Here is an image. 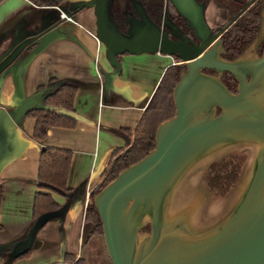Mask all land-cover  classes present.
Masks as SVG:
<instances>
[{
	"label": "water",
	"instance_id": "95a60500",
	"mask_svg": "<svg viewBox=\"0 0 264 264\" xmlns=\"http://www.w3.org/2000/svg\"><path fill=\"white\" fill-rule=\"evenodd\" d=\"M108 1L89 0L67 14L57 7L59 18L63 19L64 14L71 19L77 11L93 8L95 38L114 75L121 73L118 57L126 54L161 53L176 57L179 62L175 65L184 68L173 89L174 116L158 125L154 149L121 171L88 201L99 216L110 263L264 264V54L247 57V48L234 61L222 59L221 41L209 38L211 31L204 19L203 5L195 0L170 1L193 30L200 41L198 45L185 46L183 41L169 39L167 31H173L174 25L166 18L159 36L140 29V33L133 31L125 38L110 29ZM262 32L263 19L257 39L248 50L258 45ZM43 41L42 36L34 35L27 41L13 43L0 60V75L23 48L36 45L22 61V65L28 63ZM205 70H212L217 76L203 73ZM223 73L236 80L235 93L221 82ZM27 107V103L16 107L13 125L24 117ZM249 145L255 149L253 161L243 168V174L222 198H232L230 203L213 210L207 204L209 198L206 200L213 193L203 181L205 197L199 195L177 209L175 204L183 198L180 192L188 189L191 170L218 162L207 159L219 149H243ZM197 198L201 206L200 212H195L200 218L206 217L209 225L198 227L194 223L192 202ZM57 217L59 213L41 215L10 249L8 262L29 252L37 233ZM146 225L149 233L142 232Z\"/></svg>",
	"mask_w": 264,
	"mask_h": 264
},
{
	"label": "crops",
	"instance_id": "0c3cea01",
	"mask_svg": "<svg viewBox=\"0 0 264 264\" xmlns=\"http://www.w3.org/2000/svg\"><path fill=\"white\" fill-rule=\"evenodd\" d=\"M7 1L8 7L4 8ZM10 1L0 2V10L7 9L0 14V60L15 41L24 42L34 35L42 36L44 41L28 63H18L17 56L0 75V224L5 238L0 240V247L3 252L21 241L33 224L31 209L38 192L35 181L42 149L71 152L67 177V187L71 190L68 197L45 191L65 207L60 219L49 221L37 233L28 256L5 263L2 252L0 264L67 263L70 257L75 260L81 257L86 193L94 189L108 156L127 146L116 131L135 127L163 71L177 62L161 53L126 54L130 60L125 55L118 57L124 75L120 81L131 83V91L127 93L118 85L122 72L114 75L103 47L95 39L93 8L78 11L66 21L59 18L57 7L39 8L27 0L13 4ZM87 1L76 0V3ZM71 3L73 0L66 1ZM141 55L152 56L155 61L150 69L142 64L145 69L142 73L135 61ZM165 60L169 61L165 63ZM155 67L157 76L152 77L151 70ZM50 79L77 86L72 113L76 126L71 130L50 128L44 140L35 142L34 120L24 116L13 125V113L20 104H28L36 89L47 85Z\"/></svg>",
	"mask_w": 264,
	"mask_h": 264
},
{
	"label": "trees",
	"instance_id": "16d2710c",
	"mask_svg": "<svg viewBox=\"0 0 264 264\" xmlns=\"http://www.w3.org/2000/svg\"><path fill=\"white\" fill-rule=\"evenodd\" d=\"M27 1L39 8H61L60 3L62 2V0ZM135 4L143 11V14L151 24L154 22L160 23L162 0H135ZM117 5L116 0H109L106 16L111 28L120 35L123 19L117 14V11H119ZM109 15L113 17L115 22L110 21ZM261 19H263L264 23V0L256 1L223 35L222 48L229 53L228 55L232 59L235 57L234 59L236 60L241 55L242 49L256 37ZM35 47L36 45H29V52ZM176 60L179 62L178 59ZM183 70L184 68L179 65L167 67L135 127L132 130L123 128L116 131L117 134H120L125 139L127 149L114 158L104 182L95 189L94 193L92 192L89 199H92L102 187L113 181L121 171L141 160L154 149L155 132L158 125L174 116L173 89ZM221 81L230 92H235L236 80L230 74H225ZM76 91L77 86L75 84L58 82L55 79H50L47 85L36 89L28 103V107L24 111L25 117L34 120L33 141L41 142L44 140L50 128L67 130L75 128L76 118L72 113L74 112L73 103ZM219 163H225L227 167H219L215 170L214 165L218 163L212 164L206 175V182L210 190L216 191L222 197L236 183L239 170L237 164L234 166L226 163V161ZM70 164V151L56 148H45L40 151L35 181L38 192L35 193L32 202V223L43 214H60L64 210L65 207L56 202L53 196L47 192L61 197L69 196L71 189L67 187V177ZM84 222L85 226L87 223H92L93 232L102 234L101 222L97 211L94 205L88 202ZM0 230H2L1 225ZM29 253L30 251L19 258L26 257ZM2 254L5 257V263H8V251H4ZM71 264L86 263L82 258H79Z\"/></svg>",
	"mask_w": 264,
	"mask_h": 264
},
{
	"label": "rangeland",
	"instance_id": "374dc122",
	"mask_svg": "<svg viewBox=\"0 0 264 264\" xmlns=\"http://www.w3.org/2000/svg\"><path fill=\"white\" fill-rule=\"evenodd\" d=\"M16 1L17 0H11L10 4L11 3L12 4L16 3ZM66 1H68V0H62V2L60 3L61 9L65 13L72 12V11L76 10L77 8H79V6L82 5V3H76V0H73V3H71V4H66ZM213 1L216 2L215 5H214V3H212L209 7H207L205 9L206 22L211 27H214L217 23L220 24L222 22V21L220 22L217 19L218 16L221 15L220 17H222V19L227 20L229 18L228 14H231V15L234 14L236 12V10L239 9L240 6H244V4H245V2L244 3L239 2L237 5L236 4H235V6L232 5V6H230L229 9H226L225 7H223L224 5H231V3L228 2L227 0H225V1L212 0V2ZM123 2H124V0H118V6L120 5V7H122ZM8 3L9 2L7 1V3L5 4L4 8L8 7ZM220 8H221L220 12H217L218 9H220ZM86 9H88V8H85L84 10H86ZM4 10L6 11L7 9L0 10V14ZM93 15H94V12H93ZM109 17H110V21L115 22L111 15H109ZM31 52H29L28 46L23 48L18 54V59H16L17 62L20 63L21 61H24L25 58H27L30 55ZM244 54H246L247 57L256 56V55L252 56L251 53H250V50H248V49L246 50V52ZM124 57H128V55H125ZM134 57H131V58H134ZM151 58H153V57L152 56H146V55L137 56L135 58L136 59L135 60L136 63H138V66H140V68H141V73L143 71H145V69H150L151 66H152V63H155V61H153ZM126 59L130 60L129 57L126 58ZM167 61H169V60H165V63ZM175 62H177L176 59H175ZM98 63L100 64V62H98ZM142 64L144 65L143 68L146 67L145 69H143L141 67ZM156 71H157V67H155L153 71L151 70V72H152L151 76L152 77H156L157 76V72ZM121 72H122L121 73V78L118 80V85L121 86L122 90H125L127 93H129V91H131L130 86H129L131 83H124V82L120 81L122 79V77L124 76L123 75V67H121ZM163 73H164V71H163ZM163 73H162V75H163ZM126 74H127V72H126ZM162 75H161V77H162ZM214 76H217V75L215 74ZM106 79L107 78L105 77V83L107 81ZM160 79H159V81H160ZM221 79H222V77H221ZM248 80H249V77H248ZM126 149H127V146L122 148V149H120V150L115 151L111 156H108V159L105 161V166L106 167H101V168H103V173L100 176L99 180L96 182V185H95L94 189L92 190L93 193H94L95 189L97 187H99L100 184L102 185V183L104 182V178L106 177L107 171H108V169L110 167V164L114 160V158L117 157L118 155L122 154L124 151H126ZM253 150L255 151V149L253 148L252 145L244 146L243 149H236L235 147L222 148V149L217 150L215 153H213V155L207 159V162H211V161L213 162V161L219 160L216 163H219V162H222V161H226V163L233 164L234 166H235V164H237V167H238V170H239L237 179H239V175L241 176L243 174V172L245 171V170L243 171V168L245 166L249 165L253 161V158H251ZM214 168H215V170H217L219 167H214ZM209 169H210V167H201V168H199V169H197L195 171L191 170V172L188 174V176L189 175L190 176L187 178L188 189H186L185 191H181L180 192V194L183 195V198H180L178 204H175L177 209H180L181 207H185V204H187L188 201L198 197L199 195H203V197H205V195L203 194L204 189H201V187L203 186L202 188H204V184L205 183L207 184L206 175H207ZM241 171H242V173H241ZM191 173H193V174H191ZM104 187H102L100 189V191ZM209 191L212 192L213 194L211 193L212 195L208 196L206 198V200L209 198V201H210L209 203L210 204L209 203H207V204L210 205L213 210H221L226 202L230 203L232 201V198H230V200L222 199L224 196L221 197L220 195H218V193L216 191L213 192L212 190H210V188H209ZM174 198H175V195H173L172 200ZM192 203H194V205H195L194 206L195 207L194 214H196L195 215L196 217L194 218V223H197L198 227L209 225L210 223H209V221L207 222L208 219L206 217L200 218L199 213H196L197 211L200 212L201 204H200L199 198L194 200ZM58 219H60V217H57L56 219H53V220H58ZM202 221H204V223ZM92 226H93L92 223H87L85 228H84L85 231L82 230V232H81V235H82V242L81 243L82 244L80 245V250H79V253L81 254L80 258H82L85 261L86 264H111L109 259H108L105 247H104L102 234H99L97 232L94 233L93 230H92L93 229ZM149 230H150L149 225H146L143 228L142 232L143 233H149ZM2 232L3 231L0 230V240H2V239L5 240L4 236H2V234H1ZM12 242L13 241H11V243ZM13 246H9L10 249ZM32 251H33V249H32ZM73 261H75V258L71 257V258H69L66 261L67 262L66 264H71V263H73Z\"/></svg>",
	"mask_w": 264,
	"mask_h": 264
},
{
	"label": "flooded vegetation",
	"instance_id": "af4514ba",
	"mask_svg": "<svg viewBox=\"0 0 264 264\" xmlns=\"http://www.w3.org/2000/svg\"><path fill=\"white\" fill-rule=\"evenodd\" d=\"M199 5H203V15H204V19L206 22V15H205V9L207 7H209L212 3V0H195ZM225 1V0H222ZM228 2L231 3V5H224L223 7H225L226 9H229L230 6L235 4L237 5L239 2L244 3V6H246L247 4H250L244 11H243V7L244 6H238L239 9L236 10V12L234 14H228L229 18L227 20L222 19V17L218 16L217 19L221 22L220 24H216L214 27L209 26L210 28V36L211 37H215V40H220L221 41V46H222V37L223 35L229 30V28L256 2V1H261V0H227ZM263 1V0H262ZM116 2L118 3V0H116ZM118 6V5H117ZM119 11H117V14L123 19V27H122V32L120 35H123L125 38H128L131 36V32H136V33H140V29L145 30L146 32L150 34H152V36L155 34L158 36L161 35L162 30V24L165 20V18L167 20H169L173 25H174V30L173 31H167V36L169 39L173 40V41H180V42H185L186 45L185 46H193V45H198L200 43V41L196 38L194 32L192 29H190L187 25V22L185 21V19L177 12V9L174 7V5L171 3L170 0H162V10H161V15H160V23L157 24L156 22H154L153 24L150 23V21L146 18V16L143 14V11L135 4V0H124L122 7H120V5L118 6ZM221 8L218 9L217 12H220ZM239 15V17L236 18V20L234 22H232L230 24V21L235 17V15ZM207 23V22H206ZM223 23V24H222ZM226 27L225 30H223ZM111 30H113L115 32V30L113 28H110ZM223 30V31H222ZM222 31V32H221ZM259 34V28H258V32L256 37L250 42L248 43V45L242 49L241 54L243 53V51L245 49H249L250 45L255 42V40L257 39V36ZM155 37V36H154ZM223 49V48H222ZM250 53L251 55H256L258 57H261L264 54V23H263V32H262V37L261 40L259 41L258 45L255 47V45L251 46L250 49ZM229 53L223 49V51L221 52V58L225 59L226 61H233L235 60L234 58L232 59V57H230V55H228ZM174 59H177L176 57H174ZM203 73L207 74V75H215L216 73L212 70H205L203 71ZM225 74L228 73H223L222 78ZM227 79V78H226ZM228 81V79H227ZM237 89V82L235 84V92ZM233 92V93H235ZM218 112V111H217ZM216 164L214 165V167H227V165L225 163L222 164ZM230 167V166H229ZM92 194V191H90V195ZM89 195V197H90ZM89 201V198H88ZM33 225V224H32ZM8 251V255H9V250ZM31 252V249H30ZM7 254V253H6Z\"/></svg>",
	"mask_w": 264,
	"mask_h": 264
},
{
	"label": "built area",
	"instance_id": "2783aa9c",
	"mask_svg": "<svg viewBox=\"0 0 264 264\" xmlns=\"http://www.w3.org/2000/svg\"><path fill=\"white\" fill-rule=\"evenodd\" d=\"M61 18H63V19H65L66 21H70L71 19L70 18H67L64 14H61ZM96 39V38H95ZM96 41H97V39H96ZM97 43L99 44V42L97 41ZM89 195H90V193H86V198H87V200H88V198H89ZM60 264H66V263H60Z\"/></svg>",
	"mask_w": 264,
	"mask_h": 264
}]
</instances>
